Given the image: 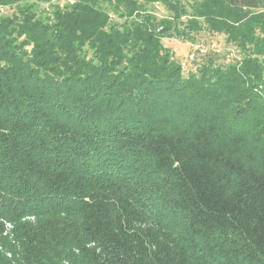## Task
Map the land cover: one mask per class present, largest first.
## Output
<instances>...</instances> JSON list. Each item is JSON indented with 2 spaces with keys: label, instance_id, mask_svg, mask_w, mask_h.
Listing matches in <instances>:
<instances>
[{
  "label": "trees",
  "instance_id": "trees-1",
  "mask_svg": "<svg viewBox=\"0 0 264 264\" xmlns=\"http://www.w3.org/2000/svg\"><path fill=\"white\" fill-rule=\"evenodd\" d=\"M22 2L0 0V264H264V0ZM204 29L241 57L185 75L162 40Z\"/></svg>",
  "mask_w": 264,
  "mask_h": 264
},
{
  "label": "rangeland",
  "instance_id": "rangeland-1",
  "mask_svg": "<svg viewBox=\"0 0 264 264\" xmlns=\"http://www.w3.org/2000/svg\"><path fill=\"white\" fill-rule=\"evenodd\" d=\"M69 0H49V1H37V0H23L21 5H26L27 3H33L34 8L41 18H46L53 14L54 6L62 3H66ZM71 1V0H70ZM20 6L16 5H5L0 3V21L4 17L13 18L15 15H18V8ZM153 9L154 13L158 17H164L169 15L168 9L160 3H156L150 7ZM115 21H123L119 17L113 15ZM194 39H188L179 36L165 37L162 42L165 47H169L177 57L183 63H186L184 66V73L187 75L188 69H194L199 62H202L204 58H200L199 62H193L190 60V54L197 49L201 44L215 45L219 50V55L217 61L226 62L228 57L235 58L241 57V52L235 44L227 41V35L210 32L207 29L201 30L200 32H193ZM205 60V59H204Z\"/></svg>",
  "mask_w": 264,
  "mask_h": 264
},
{
  "label": "built area",
  "instance_id": "built-area-1",
  "mask_svg": "<svg viewBox=\"0 0 264 264\" xmlns=\"http://www.w3.org/2000/svg\"><path fill=\"white\" fill-rule=\"evenodd\" d=\"M198 48L200 49V52H202V53L207 52L209 50V48H213L214 50H217V48L213 44L210 47L209 46H199ZM194 57H195V53H191L190 59H193Z\"/></svg>",
  "mask_w": 264,
  "mask_h": 264
}]
</instances>
